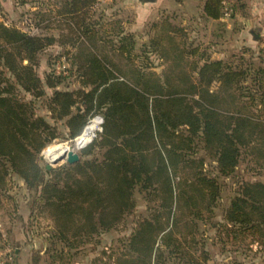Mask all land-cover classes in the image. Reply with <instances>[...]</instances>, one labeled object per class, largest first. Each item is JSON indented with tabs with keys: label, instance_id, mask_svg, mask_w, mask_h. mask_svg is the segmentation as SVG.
Returning <instances> with one entry per match:
<instances>
[{
	"label": "rangeland",
	"instance_id": "obj_1",
	"mask_svg": "<svg viewBox=\"0 0 264 264\" xmlns=\"http://www.w3.org/2000/svg\"><path fill=\"white\" fill-rule=\"evenodd\" d=\"M206 1L175 0V5L164 7L151 0H86L84 10L68 11L70 0H0L1 22L45 38L39 45L19 46L17 36L0 33V45L2 40L16 47L9 49L13 57L4 68L3 86L31 105L33 119H41L44 127L39 140L27 133L17 145L21 171L3 158L7 171L0 182V221L15 250L8 264H264V106L251 104L255 95L259 104L264 92V11L251 22L254 11L243 7L247 0H223L221 18L212 19L205 15ZM141 5L148 8L142 12ZM89 52L110 56L129 74L140 69L163 75L180 67L192 72L205 59H222L233 71L244 72L239 84L230 85L225 106L229 116L254 120L255 134L251 136L250 123L242 128L246 139L239 146L235 171L221 174L214 152L195 141L187 154L195 162L179 161L171 196L160 175L151 184L144 175L123 206L112 203L101 172H92L90 185L77 191V180L83 181L80 167L102 161L107 150L97 143L104 130L102 109L95 102L86 103L82 93L94 86L77 71L79 66L83 70ZM19 66L32 70L39 82L35 79L30 86L46 95L25 90L12 72ZM50 80H57L55 88ZM217 87L215 83L211 88ZM56 90L80 92L74 96L72 114H83L85 126L95 117L103 119L102 129L76 151L80 160L72 164L66 159L55 164L66 156L56 152L76 150L82 131L75 137L67 118L53 109L50 100ZM204 174L213 186L200 185L198 175ZM24 175L31 181L35 177L33 184ZM244 186L257 192V198L244 196L240 215L250 219L247 223L231 214ZM161 228L173 232L167 243ZM19 247L22 256L17 255Z\"/></svg>",
	"mask_w": 264,
	"mask_h": 264
},
{
	"label": "trees",
	"instance_id": "obj_2",
	"mask_svg": "<svg viewBox=\"0 0 264 264\" xmlns=\"http://www.w3.org/2000/svg\"><path fill=\"white\" fill-rule=\"evenodd\" d=\"M84 1L86 2L70 0V7L66 9L82 11L86 8ZM222 4L223 0H207L204 5L205 15L220 19ZM0 33L17 36L19 39H16L15 43L19 46L32 42L39 45L45 40L42 37L28 36L1 21ZM3 42L1 40L0 45V182L5 180L7 171L3 158H8L13 168L21 171L20 168L24 165L16 160L15 153L19 150L17 145L23 142L27 133L39 140L44 130L43 121L39 118L33 119L31 105L12 95L8 86H3L4 68L10 67L9 60L13 57L10 50L16 48L11 46L13 42ZM86 56L85 67L83 66L82 70L78 65L77 71L82 78H86L87 84L94 86L92 91L82 93L86 103L95 102L102 109L104 130L101 141L97 143H102L107 150L102 161H87L80 167L79 174L83 181L77 180V191L81 193L83 187L90 185L88 179H91L92 172H101V177L106 178L102 186L108 188L112 203L119 202L123 206L127 204L128 196L138 181L147 178L151 184L160 175L165 178L171 196L172 176L179 173L180 160H191L187 154L195 141L202 143L205 150L214 152L221 174L227 176L235 171L240 157L239 146L243 145L246 139L242 128L250 123L249 127H254L251 136L255 134L254 120L241 115L229 116L225 106L230 85L234 82L239 84L244 72L233 71L222 59H205L200 67H193L192 72L180 67L175 71L165 70L163 75H157L154 72L146 73L134 69L130 76L128 72L118 69L108 55L89 52ZM12 72L22 81L21 85L26 91L38 96L46 95L45 91L38 92L30 86L34 84L35 79L39 82L30 68L19 66ZM116 73H120L123 80L119 79ZM193 73H196V76ZM26 79L28 82H25ZM215 83H218L217 90H212L211 87ZM49 84L55 88L57 80H50ZM261 92L259 104L256 103V95L251 97L253 106H264V92ZM76 94L79 96L80 92L56 90L50 100L59 117L67 118V127L75 137L80 134L87 121L83 114H72ZM259 124L260 122H257V125ZM53 136L54 134L50 137ZM141 161L143 164H139ZM29 167L34 168L33 164ZM198 176L200 185H214V181L206 174ZM24 178L27 182H32L31 184L35 180L34 177L29 181L26 175ZM77 191L73 190V194H80ZM250 193L244 186L232 203L231 214L239 215L241 223L250 221L240 215L242 203L245 202L244 196L248 197ZM251 194V197L257 198V192ZM122 206L119 208L121 211ZM250 226L255 225L250 222ZM161 231L164 233L163 243H167L173 232H166L164 228H161Z\"/></svg>",
	"mask_w": 264,
	"mask_h": 264
},
{
	"label": "bare ground",
	"instance_id": "obj_3",
	"mask_svg": "<svg viewBox=\"0 0 264 264\" xmlns=\"http://www.w3.org/2000/svg\"><path fill=\"white\" fill-rule=\"evenodd\" d=\"M102 120L99 117H95L93 120H91L89 122V124H87L84 129L82 130L80 136L77 138L78 140V144H77V149H70V150H58L56 152V154L60 153V154H65L67 155L71 150H75L77 151L78 149L84 148L86 147L96 136L97 132L100 131L102 129L101 124H102ZM96 126V127H95ZM95 127V128H94ZM84 143V145H83ZM60 159L56 160L55 162L59 161Z\"/></svg>",
	"mask_w": 264,
	"mask_h": 264
},
{
	"label": "crops",
	"instance_id": "obj_4",
	"mask_svg": "<svg viewBox=\"0 0 264 264\" xmlns=\"http://www.w3.org/2000/svg\"><path fill=\"white\" fill-rule=\"evenodd\" d=\"M247 2H248V5L247 6H243V7L245 9L246 8H249V9H251V10L254 11V13H253L254 14V17H252V18L249 19V21L252 22V20L254 21V20L257 19L259 12L262 13L264 11V0H247ZM151 3L152 4H158V5L164 6V7H166V6L167 7H171V6L175 5V3H177V2H175V0H153V1L151 0ZM143 6L140 7L141 10H142V12H144L145 9L148 8L147 5H143ZM21 239H22V237H19L18 242H22ZM16 251H17V255H20V253L23 251V248L22 247H19ZM20 256H22V253H21Z\"/></svg>",
	"mask_w": 264,
	"mask_h": 264
},
{
	"label": "built area",
	"instance_id": "obj_5",
	"mask_svg": "<svg viewBox=\"0 0 264 264\" xmlns=\"http://www.w3.org/2000/svg\"><path fill=\"white\" fill-rule=\"evenodd\" d=\"M230 16V11L227 10V17ZM101 120H103L101 118ZM14 247L10 240V236L0 221V264H8L13 260Z\"/></svg>",
	"mask_w": 264,
	"mask_h": 264
},
{
	"label": "water",
	"instance_id": "obj_6",
	"mask_svg": "<svg viewBox=\"0 0 264 264\" xmlns=\"http://www.w3.org/2000/svg\"><path fill=\"white\" fill-rule=\"evenodd\" d=\"M64 159H66L68 163L72 164L80 160V155L78 152L71 150L66 156L62 157L59 161L55 162V164L61 162ZM51 166L52 164H48L46 167L48 170H50Z\"/></svg>",
	"mask_w": 264,
	"mask_h": 264
}]
</instances>
